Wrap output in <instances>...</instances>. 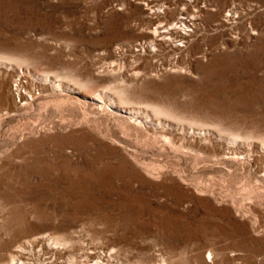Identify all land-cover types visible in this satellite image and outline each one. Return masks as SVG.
Returning a JSON list of instances; mask_svg holds the SVG:
<instances>
[{
	"label": "rangeland",
	"instance_id": "obj_1",
	"mask_svg": "<svg viewBox=\"0 0 264 264\" xmlns=\"http://www.w3.org/2000/svg\"><path fill=\"white\" fill-rule=\"evenodd\" d=\"M146 1L0 0V264H264V0L183 59Z\"/></svg>",
	"mask_w": 264,
	"mask_h": 264
},
{
	"label": "bare ground",
	"instance_id": "obj_2",
	"mask_svg": "<svg viewBox=\"0 0 264 264\" xmlns=\"http://www.w3.org/2000/svg\"><path fill=\"white\" fill-rule=\"evenodd\" d=\"M202 1H205V0H195L193 3L188 4V3H185L183 0H178V2L180 3L178 9L177 8L172 9L171 8L172 4L168 2V0L167 1L166 0H151V2L146 1L148 6H151L152 8H158V10L162 9L163 18L167 20V24L165 25L163 32L160 33L157 29L155 31L156 33L159 32L158 38L160 39H153L150 43V49L153 48L155 50L154 56L179 55V57L183 59V56L185 53L186 54L189 53V55L191 56L202 54L204 45H215L219 41L218 36H214L212 38H209L207 36V34L210 32V30L208 29L210 22L216 24L213 28H215L216 31L220 33V36H221L220 38L224 36L226 27H228L232 31H239L243 27H245V23L247 21L249 22L251 21V24L253 25L252 13L246 12V10L241 5L235 6V8L232 7L230 9H225V12L230 13V16L228 15L224 16V18H226L227 20L228 25H226L225 23H221L220 18L212 19L211 17H209L210 13H205V15L202 17L201 15L202 13H204V11L200 10V7H199ZM181 6H186L185 11H180ZM194 9L198 10L197 13L192 12ZM217 16L219 15L217 14ZM180 17H183V18H180ZM189 17H192L193 19H189ZM181 24L184 25L186 29L191 30L192 33H187V32L182 33L181 31L177 30V26L179 25V27L181 28ZM201 32H203V34L200 37H198V34H200ZM168 43H170V46H173V44H176V43H185V45L182 47H180L179 45H175L171 50H167L165 47V44H168ZM19 86L21 87V85ZM58 87L59 85L56 84V89ZM118 99L120 100L121 104L127 103L123 99L122 96H120ZM157 113H160V112L157 111ZM109 115L114 116V114H109ZM132 117H135V115H132ZM232 141L235 142L236 138H233ZM262 147H263L262 149L264 150V145H262ZM50 245L51 246H61L62 244L52 239ZM20 249L21 251L24 250V248H21V247ZM226 251H227V247H217V246L215 247L214 245H212L211 255L214 254L215 257L221 256L223 259H226L227 258ZM109 257L111 258V254ZM21 258H22L21 254H19V256L13 255L11 260L8 263H3V264H34V262L25 261ZM213 259H214V256L212 258V262L214 263ZM90 264H106V263L98 259L95 262H92ZM160 264H167V263L166 261L163 260Z\"/></svg>",
	"mask_w": 264,
	"mask_h": 264
},
{
	"label": "built area",
	"instance_id": "obj_3",
	"mask_svg": "<svg viewBox=\"0 0 264 264\" xmlns=\"http://www.w3.org/2000/svg\"><path fill=\"white\" fill-rule=\"evenodd\" d=\"M17 82V92H16V99L19 103L21 104H25V103H29V102H33L35 98H37V96H39L38 92L37 94L34 93V92H31L29 90H27V84L26 86L22 83V79L21 78H18L16 80ZM21 85V87L19 86ZM21 88V89H20Z\"/></svg>",
	"mask_w": 264,
	"mask_h": 264
}]
</instances>
